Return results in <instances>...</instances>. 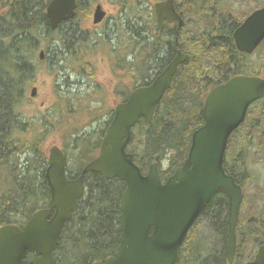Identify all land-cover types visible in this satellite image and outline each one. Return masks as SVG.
Masks as SVG:
<instances>
[{"label": "trees", "instance_id": "obj_1", "mask_svg": "<svg viewBox=\"0 0 264 264\" xmlns=\"http://www.w3.org/2000/svg\"><path fill=\"white\" fill-rule=\"evenodd\" d=\"M50 1L0 0V226L22 227L35 211L48 206L46 143L55 132L63 136L69 179L78 178L99 154L114 108L109 107L106 88L96 79L92 59L97 53L113 56L115 76L129 79V85L120 80L121 87L115 90L121 101L134 88L152 83L178 49L189 55L178 67L151 123L142 118L132 128L127 147L143 174L157 162L163 182L186 160L192 134L205 122L210 91L235 75L264 77V41L255 54L239 51L234 32L243 19L222 12L223 0H176L184 26L176 21L165 28L146 0H110L119 12L100 29L85 26L99 0H76V16L55 30L46 14ZM43 65L56 78L57 101L30 116L29 91ZM251 158L264 164V97L250 106L245 121L231 135L225 155L226 171L245 194L232 264H256V251L264 244V212L255 206L244 209L249 202L246 187L254 178ZM84 185V195L62 231L52 264H92L118 251V217L126 182L88 172ZM229 208L224 193L213 196L189 231L177 264H231L227 258ZM200 219L207 221L215 237L208 253L196 233ZM26 263L33 264L32 254Z\"/></svg>", "mask_w": 264, "mask_h": 264}, {"label": "water", "instance_id": "obj_2", "mask_svg": "<svg viewBox=\"0 0 264 264\" xmlns=\"http://www.w3.org/2000/svg\"><path fill=\"white\" fill-rule=\"evenodd\" d=\"M76 9V0H51L46 7L51 28L55 30L61 22L74 18ZM154 9L161 26L175 20L179 27L184 25L175 0L160 1ZM106 14L103 6L97 4L93 23H101ZM234 38L242 52L252 54L257 49L264 41V6L243 21ZM188 56L178 50L152 83L134 88L125 101L115 105L98 156L84 166L78 178L67 177L63 149L57 144L49 148L45 175L50 202L35 211L23 227L0 226V264H27L30 253L33 264L53 263L62 231L84 195V176L88 172L126 182L118 217L121 233L118 251L92 264H177L190 229L219 192L229 199L227 258L229 263L234 262L237 226L245 196L242 185L225 169V155L230 136L245 121L250 106L264 97V77L236 75L210 91L203 111L205 123L193 132L186 160L166 182L161 180L157 162L143 174L134 155L127 151L132 128L142 118L151 123L157 105ZM44 57L42 50L40 58ZM36 92L37 88L33 87L31 95L35 96ZM255 261L264 264V244L258 247Z\"/></svg>", "mask_w": 264, "mask_h": 264}, {"label": "rangeland", "instance_id": "obj_3", "mask_svg": "<svg viewBox=\"0 0 264 264\" xmlns=\"http://www.w3.org/2000/svg\"><path fill=\"white\" fill-rule=\"evenodd\" d=\"M160 2V0H146L145 5L153 6L154 4ZM99 3L102 4L103 9L107 12L105 20L108 19L111 15H116L119 12V8L111 4L110 0H99ZM97 3L92 7L93 15L87 22L85 26L89 28L102 27L104 21L98 25L93 23L94 8ZM264 4V0H223L222 12L234 13L239 20H242L245 15L252 12L254 9H257L258 6ZM101 26V27H100ZM259 55V54H258ZM104 52L97 53L92 62L94 63V70L96 72V79L100 82L108 95L109 107L114 108L115 105L121 102L122 97L116 94V88L121 87L120 78L115 76L113 68V56ZM257 58V56H254ZM258 59V58H257ZM55 76L51 74L46 65H43L36 82L31 86L29 91V104H28V113L30 116L34 114H40L41 111L46 108L51 107L57 101V96L54 90ZM125 85H129L130 81L128 78L121 80ZM33 87L37 88L35 96H31V91ZM124 87V86H123ZM61 132V131H59ZM55 132L51 135L46 143V148L49 150L50 147L57 144L60 147H63V136L61 133ZM49 156V151L47 152ZM252 170L254 178L251 182L248 183L246 191L249 194V202L245 204V211L251 210V206L257 207L260 211L264 212V164L261 162H254V158H251ZM197 236L202 238V241L205 242V253H208L210 247L215 241V237L210 232V227L205 219H200L196 227ZM247 253V252H246Z\"/></svg>", "mask_w": 264, "mask_h": 264}, {"label": "bare ground", "instance_id": "obj_4", "mask_svg": "<svg viewBox=\"0 0 264 264\" xmlns=\"http://www.w3.org/2000/svg\"><path fill=\"white\" fill-rule=\"evenodd\" d=\"M2 2V1H1ZM3 3V2H2ZM196 19V18H195ZM194 22V21H193ZM196 22V21H195ZM195 24V23H194ZM196 25V24H195ZM193 26V25H192ZM106 45V44H105ZM108 46V45H107ZM42 51V50H41ZM238 59V58H237ZM242 63V62H241ZM243 65V64H242ZM233 66H234V64H233ZM240 69H242V68H240ZM221 72V71H220ZM231 74V73H230ZM217 75V74H216ZM231 76V75H230ZM218 80V79H217ZM216 80V81H217ZM223 80V79H222ZM215 82V81H214ZM215 85V84H214ZM66 174H67V171H66Z\"/></svg>", "mask_w": 264, "mask_h": 264}, {"label": "flooded vegetation", "instance_id": "obj_5", "mask_svg": "<svg viewBox=\"0 0 264 264\" xmlns=\"http://www.w3.org/2000/svg\"><path fill=\"white\" fill-rule=\"evenodd\" d=\"M165 22H166V21H165ZM175 22H176V21H175ZM175 22H173V23H171V24H167L166 26H164V28L167 27L168 25H172V24H174Z\"/></svg>", "mask_w": 264, "mask_h": 264}]
</instances>
